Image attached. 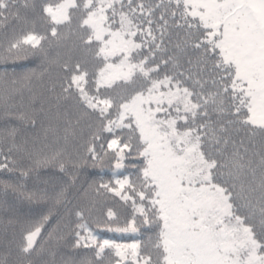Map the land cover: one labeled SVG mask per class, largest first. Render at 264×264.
<instances>
[{
  "label": "snow or ice",
  "instance_id": "6c2138e0",
  "mask_svg": "<svg viewBox=\"0 0 264 264\" xmlns=\"http://www.w3.org/2000/svg\"><path fill=\"white\" fill-rule=\"evenodd\" d=\"M0 264H264V0H0Z\"/></svg>",
  "mask_w": 264,
  "mask_h": 264
},
{
  "label": "trees",
  "instance_id": "16d2710c",
  "mask_svg": "<svg viewBox=\"0 0 264 264\" xmlns=\"http://www.w3.org/2000/svg\"><path fill=\"white\" fill-rule=\"evenodd\" d=\"M18 63L23 65V66H12V67H15V70L17 72H20V71L24 70V67H34L35 64L39 63V61H24V62H18ZM39 131H40V129L38 127L37 129H29L28 133H29V135H32V134L38 133ZM69 147H71V145ZM88 171L91 175V178L99 179V169L98 168L97 169H89ZM129 171H131V168H129ZM103 175H104L105 180L108 179L110 173H108V171H107V166H106V171ZM98 234L104 238L120 239L123 242H132L133 239H138V240H141L142 242H146L147 236L149 235V233L144 232V233L137 235V236H122L121 237V236H118L116 234L107 233V232H103V231L99 232Z\"/></svg>",
  "mask_w": 264,
  "mask_h": 264
}]
</instances>
